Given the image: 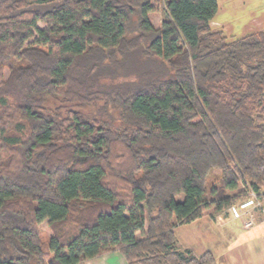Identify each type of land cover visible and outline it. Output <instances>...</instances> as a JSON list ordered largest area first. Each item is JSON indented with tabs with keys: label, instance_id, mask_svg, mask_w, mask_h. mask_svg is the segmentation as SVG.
I'll use <instances>...</instances> for the list:
<instances>
[{
	"label": "trees",
	"instance_id": "16d2710c",
	"mask_svg": "<svg viewBox=\"0 0 264 264\" xmlns=\"http://www.w3.org/2000/svg\"><path fill=\"white\" fill-rule=\"evenodd\" d=\"M163 3L0 0V264H214L176 228L262 190L264 29Z\"/></svg>",
	"mask_w": 264,
	"mask_h": 264
},
{
	"label": "rangeland",
	"instance_id": "374dc122",
	"mask_svg": "<svg viewBox=\"0 0 264 264\" xmlns=\"http://www.w3.org/2000/svg\"><path fill=\"white\" fill-rule=\"evenodd\" d=\"M154 2L158 6V11L151 14V19L155 26H160L166 15L165 7L163 0H154ZM218 3V12L214 18L217 26L211 25L213 29L222 30L229 38L244 37L264 29V0H218ZM241 189L244 187L242 186ZM243 201L245 199L241 202ZM262 215L264 214L258 215L257 223ZM211 219L207 212L203 219L176 228L179 248L190 250L196 257L210 252L214 256V264H241V260L246 257L251 264L257 261L253 251L258 253L259 249L257 250V246L249 249L247 246L253 240L250 236L258 229H253L257 223L250 229H244L243 222L232 220V215L228 211L222 213V218L218 222ZM43 228L48 231L47 224H44ZM251 229H253L251 232L245 231ZM230 255L233 256L232 259ZM228 258L229 262L226 261ZM84 264H128V262L121 252L113 251Z\"/></svg>",
	"mask_w": 264,
	"mask_h": 264
},
{
	"label": "built area",
	"instance_id": "2783aa9c",
	"mask_svg": "<svg viewBox=\"0 0 264 264\" xmlns=\"http://www.w3.org/2000/svg\"><path fill=\"white\" fill-rule=\"evenodd\" d=\"M241 201L234 203L228 212L233 220L243 222L244 229H250L257 223L258 215L264 214V186L260 192L249 190L245 201Z\"/></svg>",
	"mask_w": 264,
	"mask_h": 264
},
{
	"label": "crops",
	"instance_id": "0c3cea01",
	"mask_svg": "<svg viewBox=\"0 0 264 264\" xmlns=\"http://www.w3.org/2000/svg\"><path fill=\"white\" fill-rule=\"evenodd\" d=\"M218 8H219V3H218ZM150 18H151V15H150ZM152 20V19H151ZM153 22V21H152ZM154 24V23H153ZM211 25L212 26H214V25H216L217 26V24H216V22L213 20L212 22H211ZM211 26V27H212ZM213 29V28H212ZM214 31H222V30H216V29H213ZM223 32V31H222ZM224 33V32H223ZM225 34V33H224ZM228 37V36H227ZM236 36H231V38H229V39H233V38H235ZM204 217H206V216H204ZM203 217V218H204ZM203 218H201V219H203ZM221 218H222V214L221 215H218L216 218H215V222H218L219 220H221ZM212 220V219H211ZM233 220V219H232ZM214 221V220H213ZM234 221H236V220H234ZM255 228H258L254 233H253V235H251L250 237H251V239H253L252 241H250L249 243H248V248L250 249H252V247H254V246H257V250L259 249V251H258V253L256 252V251H253V255H255V256H257L256 257V259H257V261L255 262L256 264H264V215H262V217H261V219H260V221L257 223V225L253 228V229H255ZM253 229H251V230H245V231H247V232H251V231H253ZM255 237H257V238H255ZM255 238V239H254ZM260 247V248H259ZM245 249H246V247H245ZM186 250V249H185ZM244 256L246 255V254H243ZM231 256V255H230ZM231 259L233 258V256H231L230 257ZM250 258V257H249ZM253 258V257H252ZM236 259V258H235ZM92 260H95V259H92ZM237 260V259H236ZM252 260V259H251ZM227 262H229L230 261V259L228 258L227 260H226ZM261 261V262H260ZM241 264H251L250 262H249V260L247 259V257L246 258H243L242 260H241V262H240ZM254 263V264H255Z\"/></svg>",
	"mask_w": 264,
	"mask_h": 264
}]
</instances>
